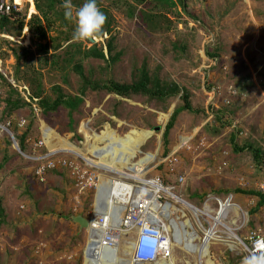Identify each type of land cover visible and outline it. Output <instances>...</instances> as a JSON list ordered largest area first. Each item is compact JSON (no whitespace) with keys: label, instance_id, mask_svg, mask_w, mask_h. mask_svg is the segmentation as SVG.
<instances>
[{"label":"rangeland","instance_id":"rangeland-1","mask_svg":"<svg viewBox=\"0 0 264 264\" xmlns=\"http://www.w3.org/2000/svg\"><path fill=\"white\" fill-rule=\"evenodd\" d=\"M100 1L108 5L106 0ZM76 9L74 6L73 21L70 22L72 27L75 26ZM190 10L195 20L190 19L181 7L177 15L173 13L168 16L171 23L185 22L186 27L180 24L178 28L171 27L167 31L164 29L169 24L162 20L160 29L154 32L138 29L136 24L128 23L123 14L111 10V36L114 38L115 52L120 53V56L101 79L129 83L139 76L138 71L145 65L151 75L157 73L160 80L175 83L180 89L187 90L194 108L200 109L197 114L182 112L178 116L166 149L162 133L174 108L179 104L178 97L181 94L175 100H169L168 109L162 111V104L148 102L142 97L122 98L87 91L84 103L72 114V128L79 132L80 137V140L74 138V142L71 136H64L70 134L67 131L69 120L66 110L59 109L55 114L42 117L39 107L32 105L36 119L27 139L28 151L24 155L15 149L8 133L14 137L11 128L16 124L19 133L27 129L30 110L25 108L16 112L7 121L10 127L0 123V207L3 210L0 221L4 220L0 229V264L84 263L88 229H80L71 217L90 218L92 192L79 193L68 167L46 168L42 175L37 174L41 166L47 165V154L59 148L73 151L83 160L99 163L118 175L125 176L127 171L135 173L127 167L130 165L121 166L116 163L115 160L119 158L121 163L130 162L139 168L136 174H140V178L146 172L142 180L159 178L170 194L203 211V215H194L166 192L159 194L163 204H171L169 209L175 206L186 214L187 218L176 212L171 214V219L176 221V217L181 218V223L189 219L192 227L184 226L185 229H194L198 236L192 243L200 245L209 228L211 233L216 230L217 234L209 246L211 261L214 264H242L245 254L239 246L233 244L227 232L231 230L240 238L246 236L248 230H258L264 234V207L251 217L249 211L255 206L256 198L236 190H264V175L253 167L247 155L233 151L229 138L234 133V144L241 147L251 142L264 150V0H209L204 6L193 2ZM66 29L56 23L49 36L58 42L63 39ZM5 37L0 36V73L10 84L17 85V90L27 102L31 94L27 77L40 80L49 96L55 95L51 91L55 85L60 86L65 94L78 95L80 78L68 70V84L63 83L64 72L51 65V53L45 56L38 51L31 38L27 41L23 31L19 36L6 34ZM109 38L110 35L104 34L101 38H93L94 42H79L85 49L95 44L103 47L106 56L105 45ZM181 41L188 47L183 53L173 48V44ZM53 42L46 39L43 43L50 46ZM18 47L28 49V54L19 65L13 56V49ZM207 47L209 52L217 54L216 59L207 57L206 52L205 57L199 54L202 48ZM45 57L48 59L46 65L42 62ZM89 63L84 64L86 73L90 67L96 70L97 66L105 65L101 61H92L91 65ZM17 66L20 68L17 69ZM16 70L20 77H16L18 80L14 78ZM235 82L240 86L246 84L245 94L240 95L239 99H231L224 93ZM2 108L3 103L0 104V110ZM211 108L214 112L227 110L224 127L216 135L212 134V129H205L212 123L215 114ZM112 110L118 116L112 115ZM157 126L161 131L152 133ZM60 129L63 135L58 133ZM146 133L149 136L142 139ZM43 140L50 151L42 143ZM186 141L187 145L175 156L177 162L169 165L166 158L178 144L182 145ZM99 143L103 145L99 146ZM87 153L96 160L88 157ZM62 158L72 159V156L63 155ZM150 159H154L153 163L142 170L141 166ZM77 162L83 166L81 159L78 158ZM99 173L109 179L118 177L109 172ZM180 177L182 181H179ZM215 190L229 193L219 197L213 193ZM195 195L204 198L202 200ZM229 197H232L231 202L236 206L230 218L220 220L227 225V231L222 226L213 229L217 224L211 217L218 214V200L223 201ZM164 213L165 216L168 214L167 211ZM165 220L168 221L167 218ZM240 224H245V227L239 229ZM130 237L132 235L126 236L124 240ZM123 245L120 247V256L123 255ZM229 245L235 246L234 252ZM194 248L193 244L190 249ZM189 252L175 246L172 261L168 264H198L197 253ZM125 257L129 260L130 254ZM117 260L112 264H117Z\"/></svg>","mask_w":264,"mask_h":264},{"label":"trees","instance_id":"trees-1","mask_svg":"<svg viewBox=\"0 0 264 264\" xmlns=\"http://www.w3.org/2000/svg\"><path fill=\"white\" fill-rule=\"evenodd\" d=\"M85 0H73V5L76 8H79L83 5ZM108 5L102 4L100 0H97L98 7L106 15L107 20L102 30L94 34L92 37L101 38L104 34L110 35L109 40L107 41L105 48L107 55L105 56L103 47H98L96 44L92 45L90 48H82V44L73 39V34L75 31V26H70V22L73 19H66L64 16V9L61 7L63 0H34V6L36 14L31 15V18L26 23L23 17L22 20L16 21L12 26L9 25V21L4 19L0 22V32H3L5 29L9 36L16 37L22 33V30L25 26L28 28L30 34L31 42L36 46V49L40 51L45 56L51 53L50 63L53 67H56L59 71L64 72L63 83L68 84L67 72L72 70L80 78L79 84L80 88L78 90V95L70 96L65 94L62 91V88L58 85L52 86L51 91L54 92V96H49L45 93L44 86L40 80H32L27 77L26 82L31 87V94L27 102L20 92L17 90V85L10 84L8 79L0 73V104L3 103V108L0 110V123L4 126H9L7 122L10 118L21 111L22 109L28 108L30 110L29 124L24 132L19 133L17 124L12 126L11 131L14 135V139L17 142L19 150L22 154H26L28 151L27 139L32 132V123L35 121L36 117L33 114L32 105H37L41 110L42 117H47L49 114H55L59 109L66 110V114L69 120L67 131L70 134H64L60 129L58 133L65 137L71 136V141L79 139V132L72 128L74 120L72 119V114L76 112L79 107L84 103V98L88 96L87 91L95 92L98 95L101 93L112 94L122 98H131L134 96L145 98L148 102L162 104V111H166L170 104L169 100H175L178 97L179 104L174 108L169 121L164 129L162 134L163 146L166 149L170 143V133L173 130L178 116L182 112L188 113H199L200 109H195L192 105L191 95L187 90H182L175 83H169L163 80H160L157 73L150 74L146 66H142V69L138 71L139 76L133 79L129 83H121L113 79L102 80L101 76L107 73L109 66L114 65L119 59L120 53L115 52V46L113 44L112 33V22L113 16L111 10L114 9V12L121 13L124 15L125 19L130 24H136L138 29L142 31H158L160 29V22L167 21L166 24H169L164 30H170L171 27L178 28V25L187 24L185 22L177 21L175 24L171 23L168 19L170 14H178V8L181 7L182 11L188 14L190 19L195 20L196 17L191 14L190 6L192 4L191 0H106ZM170 21V22H169ZM59 23L60 26L67 28L63 35V39L56 42L53 37L50 38V32L53 28V25ZM16 28H13L15 27ZM145 34V33H144ZM146 35V34H145ZM46 39L54 41L50 46L46 43ZM88 42V39L86 40ZM66 44V46H63ZM173 48L176 52L183 53L187 50V45L184 42L173 44ZM64 50L63 54L60 52ZM13 56L17 63L20 64L21 59L28 54V49L23 47H18L13 49ZM209 58L217 57L216 53L207 51ZM43 64H47V57L42 58ZM92 61H101L105 65L97 66V69L90 67L89 70L85 71L84 64L86 62ZM17 69L20 66L16 67ZM18 70L14 78H20L18 75ZM96 74L99 76L96 77ZM17 77V78H16ZM15 80V81H16ZM246 85V84H245ZM245 85L240 86L236 82L232 85L233 90L235 91L234 95L229 94L227 91L224 92L232 99H239L240 95L245 94ZM1 97H4L3 99ZM117 105V104H116ZM232 103L230 104V106ZM117 108V106H114ZM228 107V106H227ZM112 115L118 116L115 110L110 111ZM211 112L214 110L211 108ZM212 123L206 127V130L212 129V134L216 135L220 133V130L224 127L225 124V115L227 110L223 109L214 112ZM8 123V124H7ZM59 135V136H60ZM149 136V133H146L142 136V139H145ZM61 137V136H60ZM63 138V137H62ZM75 138V139H74ZM231 144L233 145V151L237 153H243L248 156L251 160L253 167L260 170L264 175V150L258 145H254L251 142L239 146L235 143V134L232 133L229 138ZM74 142V141H73ZM9 144V142H7ZM166 152V151H165ZM2 168V164L0 165ZM210 191V190H208ZM238 193L244 194L246 196L255 197L256 204L249 211V215L254 217V215L264 207V192L260 190H236ZM219 197H225L229 192L224 190H215L213 191ZM198 198H203L202 196L195 195ZM3 210L0 207V217H2ZM4 224V220L0 221V229ZM253 225V223H252Z\"/></svg>","mask_w":264,"mask_h":264},{"label":"built area","instance_id":"built-area-1","mask_svg":"<svg viewBox=\"0 0 264 264\" xmlns=\"http://www.w3.org/2000/svg\"><path fill=\"white\" fill-rule=\"evenodd\" d=\"M33 13H35L34 0H0V22L7 19L10 26L14 25L16 21L22 20L23 17L27 23ZM5 33L6 30L4 29L0 36L5 37ZM42 143L50 151L44 140ZM62 154L71 155L72 159L62 158ZM86 155L96 160L89 153ZM78 158L81 159L83 166L77 162ZM46 161L47 165L41 166L38 170L39 176L44 173L46 168L68 167L75 179L79 193L90 191L93 194L91 216L88 219L91 229L90 232L87 230L86 251L89 249L90 258L88 264H100V262L112 264L115 262L114 259L118 257L122 262L117 264H167L172 258V251L175 246L180 249L184 246L187 249L196 244V242L192 243L189 229L186 230L184 226L178 223L181 218L179 221L171 219L173 211L168 207L171 204L161 202L159 194L165 192L163 189L168 190V188L163 187L159 178L142 180L145 178L146 172L143 173V178H140V174L130 171L125 172V176L118 175L106 168H100L84 161L73 152L59 149H52L47 154ZM153 161L154 159H150L141 166V169L144 170ZM166 161L169 165H174L177 159L170 155ZM99 171L113 173L118 177L109 179L103 177ZM182 180L183 178L180 177L179 181ZM157 187H160L161 190L152 197L153 191ZM231 201L232 197L223 201L218 200L219 210L222 205H227L221 219L230 218L231 211L233 212L236 206ZM190 210L192 209L190 208ZM165 211L168 213L166 216L164 215ZM183 216L186 217V214L183 213ZM166 218L167 222H165ZM217 226H222L225 230L227 228V225L221 222L213 226V229ZM239 226V229H242L245 224ZM209 230L210 228L207 231ZM213 233L216 236V230H213ZM130 235L132 238L124 240L126 236ZM234 235L235 238H232L228 234L229 239L233 244L240 247L245 256L253 252H264V234L260 231L248 230L243 238L238 237L235 233ZM205 238L206 234H204L202 242L205 241ZM123 241L124 245L122 244ZM122 245L123 255L120 256ZM229 248L234 252L235 246L229 245ZM186 249H182V251L190 253L191 249ZM127 254H130L129 260L125 259Z\"/></svg>","mask_w":264,"mask_h":264},{"label":"clouds","instance_id":"clouds-1","mask_svg":"<svg viewBox=\"0 0 264 264\" xmlns=\"http://www.w3.org/2000/svg\"><path fill=\"white\" fill-rule=\"evenodd\" d=\"M208 1L209 0H203V1H200V0H191L192 3L194 2L195 4H199L201 6L206 5ZM243 1H245V0H243ZM191 6H192V4H191ZM61 7L64 9V16H65V18L66 19H73V15H74L73 14V8H74V5L72 3V0H63V3L61 5ZM34 14H36V11H35ZM106 20H107V17L100 10V8L98 7L97 0H85V2L83 3V5L80 6L79 8H77L76 11H75V17H74L75 31H74V34H73V39L74 40H77V41H84V40H87L88 39V41H89V38H96V37H92V36L94 34L99 33L102 30L103 26L106 23ZM8 26H10V25H8ZM25 27L22 30L23 31V34L24 35L27 34L28 35V38L30 39V35L28 33V28H27V26H25ZM6 34L8 35L7 31H6L5 35ZM210 41H213V39H211ZM207 51H209L208 47L206 49H203L202 48V50H200L199 54L200 55L202 54L205 57V52H206V56L208 57ZM211 59H216V57L211 58ZM216 63H217V61L215 63H213V65H215ZM214 67H216V66H214ZM227 92L229 94H231V95H234L235 94V91L233 90V86H229ZM152 133H154L153 130H152ZM120 137H122V136H120ZM187 143H188V141H186L182 145L178 144L176 146L177 148L173 150L171 156L175 157L176 154L178 153V151L181 150V149H183L187 145ZM19 154H21V153H19ZM21 155H24V154H21ZM62 156H63V154L61 155V157ZM191 206H193V205H191ZM193 207H195V206H193ZM242 264H264V252H259V253L253 252V253H250L249 255L244 256V258L242 260Z\"/></svg>","mask_w":264,"mask_h":264},{"label":"bare ground","instance_id":"bare-ground-1","mask_svg":"<svg viewBox=\"0 0 264 264\" xmlns=\"http://www.w3.org/2000/svg\"><path fill=\"white\" fill-rule=\"evenodd\" d=\"M59 150H63V151H67V152H73V151H69L68 149H64V148H59ZM74 153V152H73ZM76 154V153H75ZM77 155V154H76ZM86 159V158H85ZM84 161H86V162H88V163H91V164H93V165H96V166H98V167H100V168H105L104 166H102L101 164H95V163H93L92 161H90V160H88V159H86V160H84ZM115 162L116 163H119V165H121V166H125V165H130V166H127V167H129L130 169H132V170H134V172L135 173H138L139 172V168L137 169L136 168V166L134 165V164H131L130 162L129 163H121V161L119 160V158L118 159H116L115 160ZM137 165V164H136ZM159 190H161V188L160 187H157V189L155 188V190H154V193L152 194V197H154V195L159 191ZM163 191H165L167 194H168V196L171 198V199H173L174 201H176V202H178V203H182V205H184L186 208H188V209H192L191 210V212H193L194 213V215H203L204 213H203V211H201V210H199V209H197V208H193V207H191L190 206V204H188V203H186V202H184L183 200H180V199H178L177 197H175L173 194H170V191L168 192L167 191V189L165 190V189H163ZM154 199V198H153ZM227 205L225 204V205H222L221 206V209L218 211V214H217V216L216 217H211V219L212 220H214V222L218 225V224H220L221 223V217H223V215H224V212H225V207H226ZM206 210V209H205ZM209 210V209H208ZM171 211H173L171 214H173V213H176V212H179V213H181V215H183V210L182 209H180V210H178V209H176L175 207H171ZM193 217V216H192ZM197 217V216H196ZM187 218V217H186ZM203 218V217H202ZM176 220H179L178 219V217H176L175 218ZM240 220V219H239ZM235 221V220H234ZM178 223H180L182 226H188V227H192L191 226V224L189 223V219H185L184 221H183V223H181V221H179ZM90 229H91V225L89 226V228H88V232H90ZM211 229V228H210ZM197 233L195 232V230L193 229L192 231H190L189 230V235L192 237V241L194 240H197L198 239V236L196 235ZM206 234V238H205V241H203L200 245H194V247H196V248H194V249H192L191 250V253H197V255H198V258H199V262L200 263H205V264H214L212 261H211V259H210V257H209V246H210V241L211 240H213V236H214V234L213 233H211V231L209 230L208 232H206L205 233ZM228 234L232 237V238H235V235L232 233V231L230 230V231H228ZM191 247L189 246L187 249L189 250ZM183 249V248H182ZM184 249H186L185 247H184ZM186 249V250H187ZM239 249V248H238ZM88 250L85 252V257H84V263L83 264H88V261H89V258H88ZM189 258V257H188ZM127 259V258H126ZM114 260H117V259H114ZM119 263H121L122 261H120V259L119 260H117ZM172 261V260H171ZM198 262V264H200ZM101 264H103L102 262H101ZM111 264V263H110ZM168 264V263H167ZM171 264H173L172 262H171Z\"/></svg>","mask_w":264,"mask_h":264},{"label":"water","instance_id":"water-1","mask_svg":"<svg viewBox=\"0 0 264 264\" xmlns=\"http://www.w3.org/2000/svg\"><path fill=\"white\" fill-rule=\"evenodd\" d=\"M89 41H90V42H94L93 38H89ZM4 130L7 131V129H4ZM160 130H161V128H160L159 126H157V127H155V128L153 129V132L160 131ZM8 134H9L10 137H11V140H12V142H13V144H14L15 149H16L19 153H21L20 150H19V147H18L17 143L15 142V140H14L13 136L11 135V133H8ZM21 154H22V153H21ZM71 220H72L73 222H75L76 224H78L80 229H88V228H89V224H90L89 221H88L86 218L82 217V216H72V217H71Z\"/></svg>","mask_w":264,"mask_h":264},{"label":"crops","instance_id":"crops-1","mask_svg":"<svg viewBox=\"0 0 264 264\" xmlns=\"http://www.w3.org/2000/svg\"><path fill=\"white\" fill-rule=\"evenodd\" d=\"M240 1H241V0H240ZM242 1H243V0H242ZM246 1H247V0H246ZM248 1H249V0H248ZM26 37H27V41L29 42L30 39L28 38V35H27V34H26ZM92 143H93V141H92ZM98 145H99V146H102L103 144L99 143Z\"/></svg>","mask_w":264,"mask_h":264}]
</instances>
